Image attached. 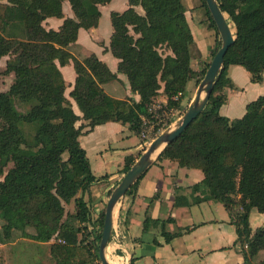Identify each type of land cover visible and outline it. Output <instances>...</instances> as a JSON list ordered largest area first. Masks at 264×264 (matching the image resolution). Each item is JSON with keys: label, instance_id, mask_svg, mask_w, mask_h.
<instances>
[{"label": "trees", "instance_id": "trees-1", "mask_svg": "<svg viewBox=\"0 0 264 264\" xmlns=\"http://www.w3.org/2000/svg\"><path fill=\"white\" fill-rule=\"evenodd\" d=\"M74 17L64 14V0H9L0 2V59L12 55L6 72L15 74L10 89L0 92V218L5 223V237L14 231L47 242L53 236L51 254L56 264H91L99 259L98 246L80 243L83 223L91 222L85 194L97 180L79 137L87 121V132L96 125L117 121L129 123L141 133L142 116H150L148 105L163 88L167 106L178 108L188 91V84L204 77L208 64L200 71L191 65L194 36L186 17L183 0H129L124 12L113 11L114 32L111 50L120 59L119 72L127 75L131 90L140 101L109 96L102 84L117 77L95 54L78 60L69 47L81 28L97 27L99 6L111 0H68ZM211 25L219 32L206 0ZM227 21L234 28L235 42L230 46L208 105L198 117L168 144L160 157L177 161L181 166L201 168L204 179L193 186L202 190L203 198L222 202L231 210L237 202L243 211L234 221L245 264H264V227L253 233L249 216L253 208L264 213V95L247 105L244 116L229 119L220 113L226 101L225 86L233 87L228 69L237 64L251 73L253 82L263 80L264 73V0H218ZM142 7L144 13L137 11ZM63 19L59 29L46 28L44 22ZM20 22L25 39L9 41L10 26ZM36 44L45 47L36 53ZM172 53L163 54V45ZM222 41L216 44L213 55ZM74 60L76 83L70 96L83 104L79 116L65 96L66 83L60 66ZM181 93L178 100L174 96ZM33 102L25 114H19L13 98ZM29 124V137L22 126ZM67 154V158L64 154ZM159 157V158H160ZM135 159H125L124 173ZM139 180L127 191L136 189ZM54 190L57 197L49 204L41 202L39 192ZM240 195L238 200L235 196ZM74 202L75 212H67L64 203ZM105 212L99 217L104 224ZM33 228L34 233L28 229ZM85 228V227H84ZM103 229V227H102ZM169 241L173 235L165 232ZM102 233L98 235V241ZM0 233V241L6 242ZM247 245V248L244 246ZM260 254L263 258L258 260Z\"/></svg>", "mask_w": 264, "mask_h": 264}, {"label": "crops", "instance_id": "crops-1", "mask_svg": "<svg viewBox=\"0 0 264 264\" xmlns=\"http://www.w3.org/2000/svg\"><path fill=\"white\" fill-rule=\"evenodd\" d=\"M186 17L197 45V53L191 57L192 68L200 71L211 63L213 50L221 40L220 33L211 25L206 8L200 0H183ZM129 0H111L100 5L101 18L97 27L79 30L77 41L70 46V52L78 60L95 54L117 77L102 84L105 92L116 99L132 98L140 101L141 96L131 90L126 74L119 72L120 59L111 50V38L114 28L111 21L113 11L124 12ZM66 17H74L71 4L63 2ZM141 14L142 7H136ZM200 16L196 20V16ZM63 19L50 17L46 28L59 29ZM66 83L65 96L71 102L74 111L82 117L83 104L76 102L70 93L73 90L77 72L74 60L60 66ZM233 87L225 86L222 93L226 101L220 113L229 119L245 115L247 105L264 95L263 80L253 82L251 73L241 65H231L228 69ZM193 81L188 84L187 95L181 102V109H187L195 91ZM153 98L156 103L167 106L168 96L163 88ZM169 108V107H168ZM178 110L180 108H169ZM182 111V110H181ZM180 115L177 119H179ZM143 119L146 116H142ZM87 121L81 119L77 125H83V134L79 137L86 150L91 169L97 180L91 191L85 194L90 209V218L99 222L101 213L113 189L119 184L124 173L125 159L132 156L135 161L146 150L149 143L141 134L132 130L129 123L108 121L96 125L87 132ZM152 141V140H151ZM141 176L136 189L121 198L117 205L114 227L109 246L121 257L123 264H245L238 241L236 214L242 212L237 202L231 210L213 199L196 201L204 193L193 190V186L204 179L201 168L181 166L177 161L160 157ZM240 195L235 196L238 200ZM253 233L264 227V213L253 208L249 216ZM115 230L120 237L114 236ZM165 232L173 235L167 241ZM108 246V248H109ZM247 248V245L244 246Z\"/></svg>", "mask_w": 264, "mask_h": 264}, {"label": "rangeland", "instance_id": "rangeland-1", "mask_svg": "<svg viewBox=\"0 0 264 264\" xmlns=\"http://www.w3.org/2000/svg\"><path fill=\"white\" fill-rule=\"evenodd\" d=\"M0 2L7 3V4L10 3L9 0H0ZM195 18L196 20H199L201 17L198 15ZM232 29L234 30L233 27ZM7 39L9 41H13L15 39H25V32L20 22H14L10 26V31L7 36ZM44 49L45 47L39 46V44L37 46L36 44L35 50L37 54L39 53L42 54L45 51ZM160 51L165 55L172 53L170 47L167 46L166 44L160 48ZM196 53H197V45L195 42H193V44L191 45V56L195 55ZM11 57L13 56L6 55L0 59V92L8 91L15 80V74L13 72L11 73L6 72L7 61ZM198 84L196 83V80H194L193 86H192L193 89H195L198 86ZM153 98L157 99L156 95ZM13 102L19 114H25L27 111H29V109L33 105V102L25 103V102H22L17 97L13 98ZM156 105L158 106L156 107L157 112H155V110H152L151 114L149 112L150 117L148 118L150 120H147L146 123L141 125V133H140L141 135H142V132L146 131L147 135L150 134V136H155L156 138L160 133L172 128L175 125V123L179 120L177 118L180 115H183L185 112V108L181 109V106H180L178 107L180 109L173 110V111L171 110L166 113V108H165L166 106L160 103L158 104L156 103ZM161 108H163L165 112L160 110ZM156 116H158L157 119H156ZM152 124H154L153 127L151 126ZM22 128L29 137H32V135L35 132L32 126L29 124H24ZM161 128L163 129V131L159 132V129ZM157 132L159 133L157 134ZM64 157L67 158L66 153L64 154ZM12 166L13 164L9 163V165L5 168L4 175L0 177V181L4 180L6 174L8 173V170ZM39 197H40L41 202L47 205L51 203L52 201H54L57 195L54 190L44 189L39 192ZM64 206L67 212L74 213L76 210L74 202H72L71 204L64 203ZM4 223L5 221L2 218H0V233H2V235L5 237L4 235L5 229L3 227ZM98 225H100L101 228L103 227L101 223H99ZM81 227H83V229L78 235L79 242L89 243L90 245L94 247L93 251H95L96 250L95 246L99 247L100 240H101L100 239L98 241V236L94 238L95 232L97 231L96 229L97 224L91 221L88 223H83ZM28 232L32 234L34 233V229L29 228ZM4 239L6 240V242L0 241V264H56V261L53 258L51 254V250H50L51 244L57 240L56 235L53 236L50 241L41 242V241L34 240L33 238H31V236H23L22 231L20 230V231H14L10 237L6 236ZM115 255L117 254L115 253ZM262 258H263V254H260L258 257V260ZM91 264H101L100 259L96 258L94 262H92Z\"/></svg>", "mask_w": 264, "mask_h": 264}, {"label": "water", "instance_id": "water-1", "mask_svg": "<svg viewBox=\"0 0 264 264\" xmlns=\"http://www.w3.org/2000/svg\"><path fill=\"white\" fill-rule=\"evenodd\" d=\"M206 2L219 30L222 44L214 55L203 79L198 84L195 95L184 114L172 128L160 133L152 140L150 145L134 162L110 194L105 206L104 224L98 248L101 264H111L107 257V249L113 233L115 211L121 198L127 194L132 185L148 170L166 146L177 139L198 115L204 111L223 68L225 55L230 46L235 42L236 36L234 35V31L227 21L225 13L221 10L218 0H206Z\"/></svg>", "mask_w": 264, "mask_h": 264}, {"label": "built area", "instance_id": "built-area-1", "mask_svg": "<svg viewBox=\"0 0 264 264\" xmlns=\"http://www.w3.org/2000/svg\"><path fill=\"white\" fill-rule=\"evenodd\" d=\"M180 96H181V93L175 95V96H174V99H175V100H178ZM156 107H158V106H157V105H154V101L152 100V102L148 105V109H149L150 114H151V111H152V110H155V112H157ZM165 108H166V113H167L168 111H171V110H172V109H169L170 107L168 108V106H166ZM160 110H162L163 112H165V110H164L163 108H161ZM173 110H174V109H173ZM173 110H172V111H173ZM148 117H150V116H146V118L143 119V124L146 123L147 120H150ZM157 118H158V116H156V119H157ZM161 120H162V119H161ZM152 123H153V122H152ZM151 126L153 127L154 124H152ZM162 131H163L162 128L159 129V132H162ZM159 132H157V134H158ZM157 134H155V135H157ZM142 136H143V138H144L146 141H148V143H151V140H153V139L155 138V136H150V134L147 135V134H146V131L142 132ZM147 138H148V139H147ZM92 222H93V221H92ZM94 223H95V222H94ZM95 224H97V227H96L97 231L95 232V237H94V238H96V236H98L100 233H102V230H103V229L100 227V225H98L99 222H96ZM98 229H99V230H98ZM114 236L117 237V238L120 237V234H119V231H118V230H115V232H114Z\"/></svg>", "mask_w": 264, "mask_h": 264}, {"label": "bare ground", "instance_id": "bare-ground-1", "mask_svg": "<svg viewBox=\"0 0 264 264\" xmlns=\"http://www.w3.org/2000/svg\"><path fill=\"white\" fill-rule=\"evenodd\" d=\"M107 252H108L107 256L111 264H123L121 257L118 255H115V253L113 252V246H110L107 249Z\"/></svg>", "mask_w": 264, "mask_h": 264}]
</instances>
